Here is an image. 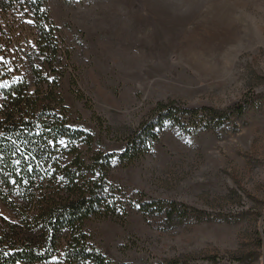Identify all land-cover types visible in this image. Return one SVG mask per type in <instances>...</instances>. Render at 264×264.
I'll return each mask as SVG.
<instances>
[{
  "label": "rangeland",
  "instance_id": "1",
  "mask_svg": "<svg viewBox=\"0 0 264 264\" xmlns=\"http://www.w3.org/2000/svg\"><path fill=\"white\" fill-rule=\"evenodd\" d=\"M45 8L58 44L51 59L36 51L28 9L0 11V87L27 77L37 110L55 109L90 138L63 146L75 143L88 165L107 161L115 212L85 223L88 244L109 264H264V0H45ZM32 65L44 66L45 81ZM150 127L157 137L121 160ZM149 201L163 210L143 211ZM14 209L0 197V236L7 223L23 226Z\"/></svg>",
  "mask_w": 264,
  "mask_h": 264
},
{
  "label": "trees",
  "instance_id": "2",
  "mask_svg": "<svg viewBox=\"0 0 264 264\" xmlns=\"http://www.w3.org/2000/svg\"><path fill=\"white\" fill-rule=\"evenodd\" d=\"M14 7L31 12L36 51L48 59L57 57L55 27L45 8V0H0V11ZM30 57L27 60L32 63ZM31 70L35 81L47 79V74L45 79L42 78L44 66L39 71L32 65ZM22 78L0 87L3 100L0 107V197L8 207L17 208L23 222V226L7 223V232L0 236V264H49L57 261L61 264H109L88 244L83 229L92 218L115 212V204L108 203L103 184L102 167L107 161L97 158L94 164L88 165L77 153L75 143L71 150L65 148L63 140L73 142L90 138L72 130L64 115L55 109L43 107L37 110L29 96L31 82L27 77ZM171 109L167 112L179 110ZM234 109H239V114L242 112L240 106ZM137 136V140H133L120 154L121 160L128 159L131 153L138 154L146 146L148 138L157 137L153 127ZM16 138L28 149L26 153L34 156V164H30L17 150L13 141ZM68 157H72L71 164H65ZM97 165L101 167H98L100 176L88 180L89 174L96 175ZM44 183L48 189L40 188L39 191ZM153 207H158L156 201L141 205V209L148 213ZM37 208L38 212L33 214L32 209ZM159 209L163 210L162 207ZM176 212V205H173L168 217L172 218ZM179 214L180 217L186 215L184 212Z\"/></svg>",
  "mask_w": 264,
  "mask_h": 264
},
{
  "label": "snow or ice",
  "instance_id": "3",
  "mask_svg": "<svg viewBox=\"0 0 264 264\" xmlns=\"http://www.w3.org/2000/svg\"><path fill=\"white\" fill-rule=\"evenodd\" d=\"M0 59H2V58H0Z\"/></svg>",
  "mask_w": 264,
  "mask_h": 264
}]
</instances>
